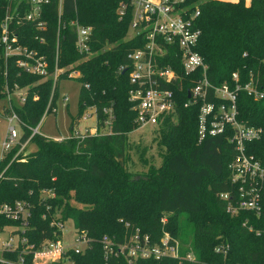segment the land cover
Returning <instances> with one entry per match:
<instances>
[{
  "label": "trees",
  "instance_id": "1",
  "mask_svg": "<svg viewBox=\"0 0 264 264\" xmlns=\"http://www.w3.org/2000/svg\"><path fill=\"white\" fill-rule=\"evenodd\" d=\"M120 0H63V19H76L91 27L89 48L91 55L83 57L75 48L76 34L69 23L61 30L59 65L75 63L78 78V113L70 127L86 108L95 107L99 123L111 108L114 120L109 133L75 137L55 141L34 135L30 143L36 150L22 153L14 160L16 148L0 162V202L27 200L32 204L29 227L25 234L30 244L42 239H55L60 231L51 226L52 219L71 220L74 229L91 240L83 253L67 252L73 264H105L100 238L108 235L122 240L129 232L128 222L148 234L153 241L163 233L178 236V218L186 215L192 225L190 248L196 262L192 264H264V205L260 215L241 211L236 216L226 212L220 194L231 189L228 163L234 155L231 135L207 136L197 140L199 105L183 107L185 92H176L175 113L156 127L159 146L166 149L162 165L145 174L129 172L125 166L126 134L138 126L128 101L130 84L128 73L120 72L127 63L126 54L141 46L139 37L125 39L130 14L119 19L116 8ZM197 5L196 19L200 29L196 51L207 65V76L215 84L233 83L231 74L237 72L243 84L253 77L264 86V0H185ZM57 0L45 7L48 37L45 46L49 61L53 58L56 29ZM2 9L0 6V17ZM52 61H50L51 63ZM36 75L19 72L12 60L8 61L7 76L0 66V98L5 81L10 87L30 85L25 102L17 109L20 119L36 126L49 102L52 82L38 84ZM37 95L36 100L33 96ZM57 91L51 103L56 104ZM238 119L249 126L260 127V138L246 144L248 153L264 164V100H253L245 91L236 98ZM30 131L24 128L25 140ZM54 197L42 200L45 191ZM74 202V204L72 203ZM48 207V209H47ZM165 218L162 222L161 219ZM10 222L0 217V227ZM245 223L246 227L242 224ZM252 227L249 231L247 227ZM259 231V234H256ZM55 233V235H54ZM229 244L226 258L214 252L219 243ZM16 254L4 253L14 259ZM31 256L26 260L30 262ZM108 264H128L122 257H110ZM1 264V263H0ZM132 264H187L181 259H139Z\"/></svg>",
  "mask_w": 264,
  "mask_h": 264
},
{
  "label": "built area",
  "instance_id": "2",
  "mask_svg": "<svg viewBox=\"0 0 264 264\" xmlns=\"http://www.w3.org/2000/svg\"><path fill=\"white\" fill-rule=\"evenodd\" d=\"M50 2L51 0H0V66L3 68V76H7L8 61L12 60L20 73L39 77L34 84L50 80L51 95L43 116L56 112V104L52 105L51 100L54 92L58 93L59 81L75 78L80 74L75 71V63L59 65L61 30L67 23L74 27L77 52L83 57L91 55V27L81 25L76 19L64 21L63 0H57L54 49L50 63L46 50L42 48L49 32L45 7ZM116 14L119 19L130 14L125 39L139 37L142 43L127 52V63L120 65L118 69L128 73L131 86L128 101L136 112L134 123L137 128L146 125L157 127L166 117L173 115L177 106L176 92H185L184 83L189 84L186 86L187 100L183 102V107L199 105L198 142L207 136L225 135L227 130L231 133L228 136L234 150L228 163L231 189L220 194V198L225 201L226 212L233 216L241 211L260 215L264 205V164L247 152L246 144L260 138L262 129L249 126L238 119L236 98L239 91H245L253 100H264V86L258 85L253 77L243 84L239 83L237 72L231 74L233 83L217 85L208 78L207 65L195 49L201 34L196 22L200 14L197 5L185 4V0H120ZM29 87L30 85L20 87L17 84L10 87L6 81L3 86L0 100L4 103L0 114L6 120V132L0 143V162L14 148L16 151L12 160L25 153L34 135L49 138L39 132L43 116L36 126H29L18 115L17 109L23 106ZM37 98V95L33 96L34 100ZM63 99L68 100L67 97ZM88 108L93 110L96 127L77 128L81 119L91 116L83 113L74 123L76 126L70 127L67 136L49 139L63 141L75 137L81 140L86 136L109 133L114 120L112 109H102L106 118L101 125L96 108ZM24 128L30 131V135L22 141ZM104 128H108V131L103 132ZM53 197L54 192L50 190L41 195L42 200ZM31 209L32 204L27 200L0 202V217L10 222L0 227L1 264H73L68 259L67 252L79 254L89 247L91 240L86 234L76 230L70 238L72 244L64 243L65 221L56 219H52L50 225L60 231L57 238H45L37 245L30 244L25 232L29 227ZM161 221L164 222L165 218ZM242 225L246 227L245 223ZM125 227L129 232L122 240L108 235L100 238L105 264H108L111 256L122 257L128 264L149 258H175L187 264L196 262L192 251L180 253L178 241L167 232L153 241L138 227H133L128 222ZM247 228L252 231L251 226ZM229 248L228 243L221 242L214 247V252L226 258ZM4 253H14L16 256L10 259L4 257ZM27 255L31 256L30 262L26 260Z\"/></svg>",
  "mask_w": 264,
  "mask_h": 264
},
{
  "label": "rangeland",
  "instance_id": "3",
  "mask_svg": "<svg viewBox=\"0 0 264 264\" xmlns=\"http://www.w3.org/2000/svg\"><path fill=\"white\" fill-rule=\"evenodd\" d=\"M226 1L237 2L238 0ZM244 2L248 5L250 0H244ZM75 71H77V74L80 73L77 68H75ZM78 76L79 75H76L75 78L61 79L59 81L56 112H50L43 116L39 130L40 134L46 135L49 138H54L58 136H67L70 133L71 119L75 118L78 113V94L81 87L80 82L76 79ZM64 97H67L68 100L64 101ZM3 103V100H0V109ZM84 113L90 114L91 116L86 117L84 120L81 119L77 124V128L96 127V119L93 110L87 108ZM102 131L107 132L108 128H104ZM5 132L6 120L4 116L0 114V143L4 138ZM126 142L125 166L129 172L145 174L151 169L156 171L162 165L163 157L167 151L164 147L158 145L159 133L155 126L146 125L131 129L126 134ZM35 150L36 146L30 143L26 147L25 153L30 154ZM72 203L74 204V202ZM177 221L179 223L178 236L175 239L178 241L181 248H190V243L193 239L191 221L186 215L179 216ZM74 232L75 229L72 221H66L64 223L63 242L72 244V239L70 238L73 236Z\"/></svg>",
  "mask_w": 264,
  "mask_h": 264
}]
</instances>
